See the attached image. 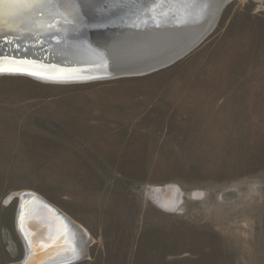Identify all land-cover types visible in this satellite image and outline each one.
Listing matches in <instances>:
<instances>
[{
  "label": "rangeland",
  "instance_id": "374dc122",
  "mask_svg": "<svg viewBox=\"0 0 264 264\" xmlns=\"http://www.w3.org/2000/svg\"><path fill=\"white\" fill-rule=\"evenodd\" d=\"M27 190L91 234L65 264H264V0L150 74L0 75V264L26 255Z\"/></svg>",
  "mask_w": 264,
  "mask_h": 264
},
{
  "label": "water",
  "instance_id": "95a60500",
  "mask_svg": "<svg viewBox=\"0 0 264 264\" xmlns=\"http://www.w3.org/2000/svg\"><path fill=\"white\" fill-rule=\"evenodd\" d=\"M67 1L72 4L66 5ZM231 1L201 0L197 2L200 10L193 14L183 7L187 3L191 10L195 0H61L69 8V17L51 16V29L41 39L8 46L0 27L1 53L13 57L0 58V67L21 69L0 71V75L79 83L150 74L195 50L212 33ZM4 7L0 4V11ZM52 206V213L44 219H65ZM27 218L30 222L38 216Z\"/></svg>",
  "mask_w": 264,
  "mask_h": 264
},
{
  "label": "bare ground",
  "instance_id": "6f19581e",
  "mask_svg": "<svg viewBox=\"0 0 264 264\" xmlns=\"http://www.w3.org/2000/svg\"><path fill=\"white\" fill-rule=\"evenodd\" d=\"M84 1L86 3H97L99 0ZM200 1L195 0L196 4L191 7V10L187 3L183 9L196 14L200 10L199 5H197V2L199 4ZM16 2L17 0H11V2L4 0V3L1 4L8 8L4 7L5 10L0 11V27H3V39H5L8 46H11L10 44L17 46L33 39L34 41L41 39L42 35L51 29L53 22L51 16L69 17L70 15L68 14L70 12L69 8L64 6L61 0H41L36 7L30 9L17 7ZM71 4L72 2L70 1L66 3V5ZM148 29L153 32L158 31V28L150 27ZM2 50L0 49V58H13L8 56V54H4V52L1 53ZM110 79L116 78H108L106 80ZM46 82L58 83L47 80ZM168 194H171V192ZM14 196L20 198L16 221L26 252L25 257L15 264H65L83 260L87 257V248L90 241L92 242V238L83 225L66 213H63L65 219L52 221V219L49 220L47 218L45 220L47 213H52L53 206L51 202L35 191L16 192ZM164 197L168 199L167 194H163ZM31 214L38 216V218L27 222V217Z\"/></svg>",
  "mask_w": 264,
  "mask_h": 264
},
{
  "label": "snow or ice",
  "instance_id": "6c2138e0",
  "mask_svg": "<svg viewBox=\"0 0 264 264\" xmlns=\"http://www.w3.org/2000/svg\"><path fill=\"white\" fill-rule=\"evenodd\" d=\"M41 0H17L16 6L24 9H30L37 6ZM4 3V0H0V4ZM19 68H8V67H0V71H20Z\"/></svg>",
  "mask_w": 264,
  "mask_h": 264
}]
</instances>
